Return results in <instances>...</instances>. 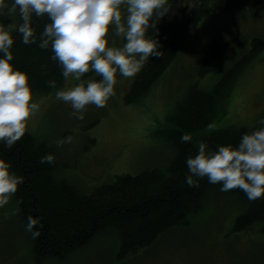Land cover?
Here are the masks:
<instances>
[{
	"label": "rangeland",
	"instance_id": "rangeland-1",
	"mask_svg": "<svg viewBox=\"0 0 264 264\" xmlns=\"http://www.w3.org/2000/svg\"><path fill=\"white\" fill-rule=\"evenodd\" d=\"M20 16L13 14L12 25ZM14 33V31H13ZM255 38L264 40V11L241 8L229 13H209L190 33L179 57L172 62L149 92L134 102L126 96L135 77L117 76L115 95L105 107L87 106L84 119L72 115L69 104L55 98L65 80L47 93H33L40 111L28 130L46 139L54 148L61 175L84 193L111 183L117 175L139 174L146 169H168L176 149L161 131L169 116L184 99L190 85L210 91L224 73L246 56ZM121 46L123 38L109 33V42ZM210 40L229 41L224 54L211 70L202 74L205 44ZM83 80L100 79L93 71ZM214 128L190 133L192 142L204 141L216 129L230 125L253 127L264 120V47L242 70L229 94ZM73 137L70 144L56 146L57 140ZM245 203L227 191L209 194L203 209L191 215L190 224L172 230L157 243L128 255L120 254L116 233H104L64 261L44 264H264V233L260 224L243 231L234 230L236 217ZM0 264H37L32 255L30 234L19 216L13 197L0 207Z\"/></svg>",
	"mask_w": 264,
	"mask_h": 264
},
{
	"label": "trees",
	"instance_id": "trees-1",
	"mask_svg": "<svg viewBox=\"0 0 264 264\" xmlns=\"http://www.w3.org/2000/svg\"><path fill=\"white\" fill-rule=\"evenodd\" d=\"M170 11L156 21V29H149L160 44L164 55L150 57L136 75L127 102H134L145 95L152 85L180 55L192 30L203 18L214 12L229 13L241 8L264 11V0H168ZM11 6L12 0H5ZM7 13V9H5ZM13 15L0 16V23L10 25ZM48 17H33L36 42L24 44L14 31L11 48L16 70L29 75L33 93H47L64 84L62 69L51 59V47L41 49L40 33L48 23ZM22 23L20 18L18 26ZM17 26V27H18ZM229 41L210 40L205 44L201 61V73L211 70V65L229 48ZM264 47V40L255 38L252 50L228 69L215 87L206 91L197 84L190 85L187 94L177 103L169 116L170 124L161 133L172 142L176 156L167 171L160 168L146 169L139 174H119L111 183H105L91 193H84L76 184L63 177L54 148L46 139L39 138L27 129L25 135L9 149L0 142V159L11 164V171L22 176L24 182L13 196L19 216L26 227L28 217L38 218L33 229L39 237L30 239L32 255L37 264L64 261L81 248L92 244L104 233H116L120 239V254L128 255L140 248L157 243L172 230L190 224L191 215L200 212L209 194L221 190L222 184H212L207 177L198 181V187L186 183L189 174L186 160L198 154V143L181 142V136L208 128L219 118L234 83L248 62ZM2 58V54H0ZM264 127L230 125L216 129L204 142L210 151L219 146H238L241 137ZM52 154L54 163H40V159ZM245 203L235 219L234 230L243 231L260 224L264 233V197L249 200L240 189L227 191ZM18 201H22L18 203ZM42 225V227H41Z\"/></svg>",
	"mask_w": 264,
	"mask_h": 264
},
{
	"label": "clouds",
	"instance_id": "clouds-1",
	"mask_svg": "<svg viewBox=\"0 0 264 264\" xmlns=\"http://www.w3.org/2000/svg\"><path fill=\"white\" fill-rule=\"evenodd\" d=\"M170 7L168 0H12L11 6L0 0V16L18 12L22 20L18 27L0 23V142L11 149L25 135L29 121L41 107L34 101L29 75L11 63L13 31L24 44L35 43L33 17H48L39 47H51V59L60 65L64 79L78 82L66 84L55 98L69 104L72 115L83 120L87 106L103 108L115 95L118 75L133 78L150 57L159 59L164 55L158 40L148 33L150 28L156 29V21L167 15ZM110 31L125 42L116 46L112 40L110 46ZM90 71L100 79L83 80ZM49 85L56 87L55 81ZM259 123L264 125V120ZM208 128L212 130L214 125ZM191 140L189 134L181 136V142ZM72 141L73 137L68 136L55 143L59 148ZM54 162L52 154L40 159L41 164ZM186 164V183L190 187H198L199 179L207 177L212 184H222L221 191L240 189L249 200L260 199L264 197V127L245 133L238 146H219L210 151L201 141L198 154L189 155ZM23 182L22 176L11 171V164L0 159V207L9 203ZM39 223L38 218L28 217L26 230L33 239L40 235L38 230L33 231Z\"/></svg>",
	"mask_w": 264,
	"mask_h": 264
}]
</instances>
